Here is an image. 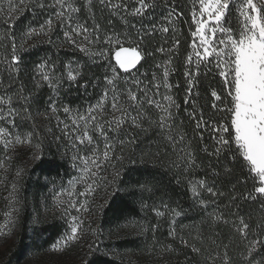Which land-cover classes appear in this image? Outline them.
Wrapping results in <instances>:
<instances>
[{"label": "trees", "instance_id": "obj_1", "mask_svg": "<svg viewBox=\"0 0 264 264\" xmlns=\"http://www.w3.org/2000/svg\"><path fill=\"white\" fill-rule=\"evenodd\" d=\"M200 11L0 0V264L57 241L54 187L71 181L96 188L100 243L82 264H264L263 183L235 126L247 20L232 3L207 47ZM122 48L141 57L132 70Z\"/></svg>", "mask_w": 264, "mask_h": 264}, {"label": "rangeland", "instance_id": "obj_2", "mask_svg": "<svg viewBox=\"0 0 264 264\" xmlns=\"http://www.w3.org/2000/svg\"><path fill=\"white\" fill-rule=\"evenodd\" d=\"M237 1H241L247 20V33L236 46L235 126L246 158L262 179L264 194V0H201L198 37L201 43L210 46L229 6ZM115 59L122 70L129 71L137 66L141 57L136 50L122 48L116 52ZM54 190H57L56 206L68 214L63 233L41 253L31 252L23 264H82L99 246L90 210L96 201V188L90 183L71 181ZM2 192L0 187V194ZM9 223L7 217L6 223L0 226V252L8 246L5 234Z\"/></svg>", "mask_w": 264, "mask_h": 264}]
</instances>
